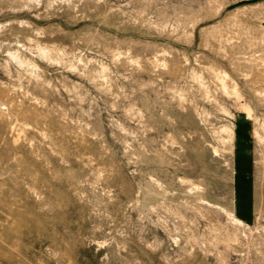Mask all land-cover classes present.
Returning <instances> with one entry per match:
<instances>
[{
    "label": "rangeland",
    "instance_id": "rangeland-1",
    "mask_svg": "<svg viewBox=\"0 0 264 264\" xmlns=\"http://www.w3.org/2000/svg\"><path fill=\"white\" fill-rule=\"evenodd\" d=\"M240 121L242 225V145L224 131ZM0 264H264L250 4L0 0Z\"/></svg>",
    "mask_w": 264,
    "mask_h": 264
},
{
    "label": "crops",
    "instance_id": "crops-1",
    "mask_svg": "<svg viewBox=\"0 0 264 264\" xmlns=\"http://www.w3.org/2000/svg\"><path fill=\"white\" fill-rule=\"evenodd\" d=\"M230 3H243L250 4L253 15L260 20V26L264 29V0H228ZM239 142L238 145H242L239 164L236 170V183H235V211L241 214V218L247 219L252 211L254 205V175L251 176L248 168L246 155V133L247 128L243 126V122L239 125Z\"/></svg>",
    "mask_w": 264,
    "mask_h": 264
},
{
    "label": "bare ground",
    "instance_id": "bare-ground-1",
    "mask_svg": "<svg viewBox=\"0 0 264 264\" xmlns=\"http://www.w3.org/2000/svg\"><path fill=\"white\" fill-rule=\"evenodd\" d=\"M228 79H231V77H230V75L227 73V72H224L223 73V79H222V83H223V85H224V91L226 92V93H229V91H228V88H227V85H226V83H225V80H228ZM237 94V96H239V94L238 93H236ZM253 114H252V112L251 111H249V113H248V117L249 118H252L253 116H252ZM251 120V119H250ZM241 121L239 122V125H241ZM238 128H239V126H237V128H233V127H225V129H224V131L227 133V140H229V142L232 144L233 142H235V141H238L239 140V138H240V134H239V130H238ZM255 133V132H254ZM257 134V136H260V134L257 132L256 133ZM228 143V142H227ZM230 216L232 217V219H233V221H235L236 223H238V224H240V225H242V224H245L244 223V220L242 219V218H240L238 215H236L235 213H231L230 214Z\"/></svg>",
    "mask_w": 264,
    "mask_h": 264
}]
</instances>
